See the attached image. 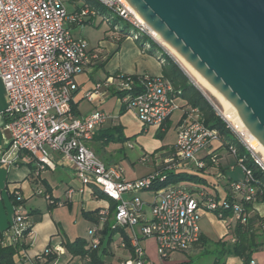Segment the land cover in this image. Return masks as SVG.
Listing matches in <instances>:
<instances>
[{
  "label": "built area",
  "instance_id": "1",
  "mask_svg": "<svg viewBox=\"0 0 264 264\" xmlns=\"http://www.w3.org/2000/svg\"><path fill=\"white\" fill-rule=\"evenodd\" d=\"M88 1L101 4L127 24V30L120 32L113 26L118 33L112 35V39L118 41L122 36L135 40L141 37L152 39L148 28L123 0ZM82 5L85 7L79 12H68L64 0H0V80L6 98L5 107L0 111V118L5 119L0 130L7 132L6 141L9 151L13 152L0 151V164H15L18 159L15 153L24 151L35 159L38 174L40 170L52 167L50 154L58 153L71 165L83 186H97L116 203L111 216L114 224L123 228L139 227V234L131 235L135 259L129 258L119 264H144V249L139 242L147 237L155 239L160 260L168 259L173 252L188 251L202 235V212H213L219 219H227L224 212L228 211L233 222L244 223L247 214L239 201L254 204L262 200L264 182L255 179L245 165L244 157L238 156L233 145L221 147L218 130L202 121L197 107L186 102L178 103L180 98L175 89L162 75L142 74L134 79L118 73L85 93L87 100L91 101L101 86L123 92L117 99L143 126L161 128L175 111H181L174 146L158 157L156 167L142 177L127 180L122 177L120 167L106 165L90 148L96 130L110 115L104 111H93L84 117L72 113L76 76L86 66L102 59L98 49L90 48L83 37L74 36L66 25L71 22L82 26L88 14H96L89 10L86 1ZM144 46L150 48L147 42ZM160 62H163L162 58ZM216 113L264 174L262 156L245 142L219 111ZM220 148L233 157L231 169L237 167L242 172L241 179L228 182L233 200L216 197L208 187L195 183L169 184L152 190L155 182L165 180L167 172L201 173L200 170L204 169L202 174H207L219 164L216 152ZM148 158L143 155L141 159L146 161ZM208 161L210 166H207ZM142 191L151 193L149 202L140 198ZM34 193L43 196L49 204H62L41 188ZM14 198L11 219L2 231V245H19L30 233L32 222L17 206L18 195ZM99 214L108 216V208L99 210ZM98 229H90L88 246L94 248L98 245L99 238L95 235ZM230 240L234 241L233 238ZM60 250V246L46 248L43 255ZM249 264H256V261L251 259Z\"/></svg>",
  "mask_w": 264,
  "mask_h": 264
},
{
  "label": "crops",
  "instance_id": "2",
  "mask_svg": "<svg viewBox=\"0 0 264 264\" xmlns=\"http://www.w3.org/2000/svg\"><path fill=\"white\" fill-rule=\"evenodd\" d=\"M66 25L70 30L77 31L74 36L83 37L80 31L83 25L70 22H66ZM119 49L120 46L117 50ZM99 51L101 55L105 53L104 50ZM99 66V62L88 65L76 76L77 90L73 93L72 103L77 108V116L84 117L93 111H104L109 114L110 117L96 132L100 128L120 126L124 137L127 139L123 143H109L106 146L102 145L100 140L91 141L89 143L90 148L106 165L120 167L124 179L133 180L142 177L156 167L159 156L173 148L181 111H175L174 113H177L176 117L173 118V113L161 128H156L154 126L141 125L131 111L125 110L121 112L122 105L117 97L112 95V87L101 86L98 94L91 101L87 100L85 93L92 90L95 84L104 82L106 78L116 75L106 72L104 76H98L96 68ZM129 68L120 66L119 73L134 74L132 73L134 71ZM136 70L137 68L135 72ZM140 70L148 75H161L162 71L161 66L153 62V60L151 62L145 60V64L140 67ZM180 100L178 103L184 104L185 101ZM110 101L112 102L111 104ZM82 103H85V109L83 110L81 108ZM5 104L6 98L4 95L3 100L0 102V111L4 109ZM4 122L5 119L1 117L0 126ZM170 125L172 126L173 135L170 139L164 141L163 135L167 132ZM158 132L161 136H157ZM144 133L147 135H144ZM6 139L7 132L0 130L1 152H11ZM117 144H121V146L117 147ZM113 145L116 146L111 147ZM216 153L218 154L219 164L215 168L208 170V173L203 176L209 183L208 190L210 192L217 197H225L230 193L228 182L231 179H229V176L238 180L239 178H236L234 173L238 169L237 167L231 169L233 163H231L230 158L226 160V152H222L221 148ZM15 154L18 158L15 164H0V203H2L4 208L3 213L0 209V231L2 232L6 229L13 213V210L10 213L6 211L5 200L14 207L15 195L19 197L17 206L29 216L32 225L30 233L17 245L18 247L12 256V264H86L84 258L72 256L66 250L64 243L72 241L76 237H82L86 240L88 246V241L91 238L89 231L95 224L87 220L82 212L109 208V201L93 194L92 186L95 185L83 186L75 176L71 165L58 153L52 152L50 154L52 167L42 169L38 174H36V161L33 157L24 151H19ZM143 155L149 156V158L146 161H142ZM136 161L139 162V166H137ZM2 172L5 174L4 176H2ZM10 173L12 174L11 177H9ZM37 188L43 189L54 200L62 204L50 206L43 196L34 193ZM139 196L145 202H149L151 199V195H147L145 191L140 192ZM124 197L127 198L128 195L125 194ZM252 208L258 215L264 216V200L256 201L252 204ZM102 225L103 222L99 221L96 227L101 229ZM138 230L139 227L124 228L131 245L133 244L131 235L132 233L139 234ZM201 232L206 239L202 229ZM199 244L201 243L198 242L187 252L181 253L199 255L201 252V248L198 247ZM139 245L144 249V264H155L150 258L151 253L156 248L155 239L153 237L141 239ZM56 246H60L61 250L58 253H52L53 258L46 261V256L43 255L44 250ZM106 250L105 264H119L131 258V254L125 249L119 233L113 235L112 242ZM171 254L168 260L171 259ZM251 258L256 261V264H264V261L259 262L254 256H251ZM212 261L213 257L210 264H212ZM177 264H191V257L181 260ZM224 264H242V260L238 256L231 255L225 258Z\"/></svg>",
  "mask_w": 264,
  "mask_h": 264
},
{
  "label": "water",
  "instance_id": "3",
  "mask_svg": "<svg viewBox=\"0 0 264 264\" xmlns=\"http://www.w3.org/2000/svg\"><path fill=\"white\" fill-rule=\"evenodd\" d=\"M124 1L231 104L264 148V0Z\"/></svg>",
  "mask_w": 264,
  "mask_h": 264
},
{
  "label": "trees",
  "instance_id": "4",
  "mask_svg": "<svg viewBox=\"0 0 264 264\" xmlns=\"http://www.w3.org/2000/svg\"><path fill=\"white\" fill-rule=\"evenodd\" d=\"M89 10H93L96 14L91 15L90 18L86 19L85 22L91 23L93 16L99 15L102 16L103 19H110L107 14V10L104 6L97 2H91L86 0ZM85 5L76 6L73 10L79 12ZM119 18V17H118ZM71 23V22H70ZM115 26V25H113ZM127 24L124 25L120 31H125L127 29ZM125 38V37H121ZM118 40L117 42L121 41ZM150 41V44L156 47L159 52L166 56V58H162L163 62L161 64L162 71L161 75L168 80L173 88L177 96L184 100L188 105L192 107H197L200 111L202 121L210 127H213L218 130L221 137V147H228L229 145H233L238 153V156L244 157L245 165L251 170L253 176L256 180L264 182V174L259 169V167L253 162V160L249 157L246 149L241 145V143L236 139L231 130L227 127L225 121L216 113L215 109L210 105V103L206 100L203 94L199 91V89L190 81L188 76L183 72V70L179 67L177 62H175L171 56H169L157 43H155L151 38L147 37ZM149 43V42H148ZM149 44V45H150ZM151 47V46H150ZM103 60H100V65H102ZM124 76H130L132 78H136L138 75L132 74ZM111 93L113 96L120 97L124 93L121 91L114 90L112 88ZM125 111V107H121V112ZM72 113L74 115L78 114L76 106L72 103ZM157 136H161L158 132ZM127 138L124 137L122 133V129L120 126H111L108 128H100L93 136L92 141H101V144L106 146L109 143H123ZM210 162H207V166H210ZM200 172H167L165 175V180L162 182H155L151 187L152 190L159 189L161 187H165L169 184H176L180 182L185 183H195L208 187L209 183L206 178L203 176V170ZM229 179L236 180L232 176H229ZM93 194L99 198L105 199L109 201V215H101L99 214V209H95L93 211H83V216L89 220L91 223H94V227H96L99 221L103 220V225L101 229H98L95 233L99 238V243L96 247L87 246V242L82 237H76L74 240L65 242L64 246L66 250L72 256H79L86 260V264H105V256L107 255V247L112 242L113 235L119 233L121 237V241L130 254L131 258L135 259L134 248L130 244V239L124 231L122 226L118 224H114L111 216L114 212L116 203L110 199L106 194H104L100 189L95 186H92ZM217 197V196H216ZM227 199H232L230 193L225 196ZM264 200V197L262 198ZM242 203L244 211L247 214L246 220L244 223L229 222L227 224L228 232L225 236L231 235V238L234 241H231V244H227L223 239L220 238L215 242L216 251L213 256L212 264H224V260L227 256H238L242 260V264H249V261L252 259V251L256 248L264 245V216L258 215L252 208L251 203L243 202ZM50 206H54L50 204ZM224 216L230 217V212H224ZM112 221H111V220ZM1 235L0 231V264H12V256L17 249V245H2L1 244ZM261 237V238H260ZM205 237L203 235L200 236L199 243H203ZM53 258L52 254L46 256V261H49ZM144 259V258H143Z\"/></svg>",
  "mask_w": 264,
  "mask_h": 264
},
{
  "label": "rangeland",
  "instance_id": "5",
  "mask_svg": "<svg viewBox=\"0 0 264 264\" xmlns=\"http://www.w3.org/2000/svg\"><path fill=\"white\" fill-rule=\"evenodd\" d=\"M85 1L86 0H64V4L66 7V10L68 12H71L76 6H81L82 3ZM107 14L110 16L109 17L110 19L106 20V19H103L101 16L96 15V16H93L91 23L85 22L80 29V31L82 32L83 38L87 41L88 46L90 48H96L98 50L105 51V53L102 55L103 65H100L99 67L96 68V74L98 76H104L106 72L110 74H118L120 70V66L130 67L129 69H131V71H134L132 73L137 74V75L146 74L142 72V70H140V67L143 66V64H145V60L148 62L149 61L151 62L153 60V62L161 66L162 63L160 62V58L164 59L166 58V56L161 54L156 47L152 46L150 44V41L147 39V37H141L138 40H135L132 37L128 36V37L122 38L120 42H117L116 40L112 39V35L117 36V33H118V31L113 30V25L116 26L117 30H121L122 28H124L125 21H123L121 18H118L117 16H115L113 13L109 11H107ZM88 18H90V16L85 17V19H88ZM75 32L77 33L76 30H71V33L73 35L75 34ZM152 40L155 43H157L169 56H171V58L175 62H177L179 67L188 76L190 81L198 88V86L195 84L191 76L185 71V69L183 68L181 63L177 60V58L173 54L168 52L167 49L161 46L160 43H158L155 39L152 38ZM146 42L147 43L149 42L150 44L149 46H151L150 48H146L144 46ZM119 46H120V49L117 50ZM136 68L137 70L135 72ZM198 89L203 94L204 91L200 87ZM4 95H5L4 87L0 80V102L3 100ZM203 96L206 98L208 102L213 104V106L211 104L210 105L213 108L215 107L214 109L216 110V112H218L217 110V108H219L218 102L211 96L210 97L207 96V94L205 95L203 94ZM178 101H181V100L178 99ZM111 103L112 102L110 101V104ZM81 108L82 110L85 109V103H82ZM176 115L177 113H174L173 118L176 117ZM136 120L141 124V122L137 119V117H136ZM238 133L242 135L241 132H238ZM144 135H147V134L144 133ZM172 135H173V130H172V126L170 125L167 132L163 135V140L166 141L170 139ZM115 146L116 145H113L111 147H115ZM118 146H121V144H117V147ZM221 150L222 152H225L224 148H221ZM257 153L258 155L261 156L259 152ZM225 156H226L225 157L226 160L227 158H230L231 163H234L233 157H231L227 153H225ZM136 164L137 166H139L138 161H136ZM237 169L238 170L234 172L235 177L241 179L242 172L239 170V168ZM4 175L5 174L2 172V176ZM11 175L12 174L10 173L9 177H11ZM180 183H185V182H180ZM145 192L147 193V195H151L149 191H145ZM5 205L7 208L6 211L10 213V211L13 210V205L11 204L9 205V202L6 200H5ZM0 209H1V212L3 213L4 208H3L2 203H0ZM229 222L233 223V219L231 218L219 219L213 212H202V217L200 219V226L204 234L206 235V239L203 241L202 245L201 244L198 245V247L201 248V252L199 255H195L193 253H191L190 255H186L181 252H174L171 254L170 260L168 259L160 260L156 253V248H155L154 251L151 253L150 258L155 264H177V262L181 260H186L188 257H191V264H210L211 258L215 255V251H216L215 242L227 234L228 232L227 224ZM230 239H231V235H227L224 237L223 240L227 244L229 243L231 244ZM263 248L264 246L258 247L252 251V256H254L259 262L264 261Z\"/></svg>",
  "mask_w": 264,
  "mask_h": 264
},
{
  "label": "bare ground",
  "instance_id": "6",
  "mask_svg": "<svg viewBox=\"0 0 264 264\" xmlns=\"http://www.w3.org/2000/svg\"><path fill=\"white\" fill-rule=\"evenodd\" d=\"M123 2L128 7V9L145 25L142 18L124 0ZM148 30L151 36L158 43H160L161 46H163L165 49L168 50V52H170L177 58V60L181 63L185 71L191 76L198 88L200 87L205 92H203L204 94H207V96L209 97L211 96L218 102L219 108L217 109L220 112L221 116L227 122H229L234 129H236L238 132H241L245 142L255 151L259 152L262 158L264 159V148L251 136V134L244 127L231 104L216 90H214L211 85L207 84L203 77H201L196 72V70H194L191 65L188 64L173 48H171L167 43H165L156 32H154L150 28H148Z\"/></svg>",
  "mask_w": 264,
  "mask_h": 264
}]
</instances>
